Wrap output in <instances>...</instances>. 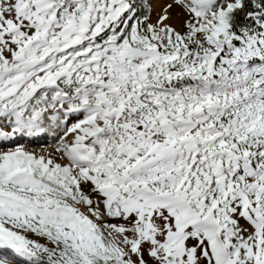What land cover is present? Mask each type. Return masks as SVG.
Listing matches in <instances>:
<instances>
[{
	"label": "snow or ice",
	"instance_id": "6c2138e0",
	"mask_svg": "<svg viewBox=\"0 0 264 264\" xmlns=\"http://www.w3.org/2000/svg\"><path fill=\"white\" fill-rule=\"evenodd\" d=\"M0 264H264V0H0Z\"/></svg>",
	"mask_w": 264,
	"mask_h": 264
}]
</instances>
